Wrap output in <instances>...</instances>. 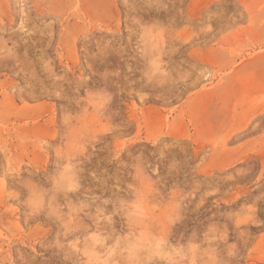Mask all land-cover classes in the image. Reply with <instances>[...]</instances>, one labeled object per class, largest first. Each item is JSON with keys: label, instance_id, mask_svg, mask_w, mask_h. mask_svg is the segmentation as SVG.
Here are the masks:
<instances>
[{"label": "rangeland", "instance_id": "374dc122", "mask_svg": "<svg viewBox=\"0 0 264 264\" xmlns=\"http://www.w3.org/2000/svg\"><path fill=\"white\" fill-rule=\"evenodd\" d=\"M0 264H264V0H0Z\"/></svg>", "mask_w": 264, "mask_h": 264}]
</instances>
